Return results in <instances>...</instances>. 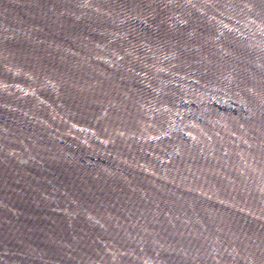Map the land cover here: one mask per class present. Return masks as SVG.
Returning <instances> with one entry per match:
<instances>
[{
  "label": "water",
  "instance_id": "water-1",
  "mask_svg": "<svg viewBox=\"0 0 264 264\" xmlns=\"http://www.w3.org/2000/svg\"><path fill=\"white\" fill-rule=\"evenodd\" d=\"M0 264H264V0H0Z\"/></svg>",
  "mask_w": 264,
  "mask_h": 264
}]
</instances>
